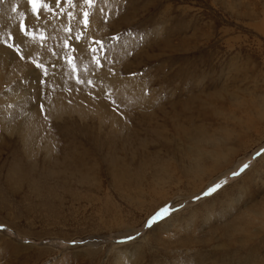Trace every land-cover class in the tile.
Wrapping results in <instances>:
<instances>
[{
	"label": "rangeland",
	"instance_id": "obj_1",
	"mask_svg": "<svg viewBox=\"0 0 264 264\" xmlns=\"http://www.w3.org/2000/svg\"><path fill=\"white\" fill-rule=\"evenodd\" d=\"M60 7L87 50L105 47L104 68L72 60L73 81L91 78L95 99L94 76L117 77L102 100L124 118L101 124L79 100L90 113L41 120L28 150L17 117L31 109L0 87V113L16 118L0 126V264H264V0H99L87 29L82 0ZM45 14L69 41L67 19ZM32 85L18 103L38 100ZM166 205L175 214L146 228Z\"/></svg>",
	"mask_w": 264,
	"mask_h": 264
},
{
	"label": "bare ground",
	"instance_id": "obj_2",
	"mask_svg": "<svg viewBox=\"0 0 264 264\" xmlns=\"http://www.w3.org/2000/svg\"><path fill=\"white\" fill-rule=\"evenodd\" d=\"M31 12L32 8L29 7L27 0H0V37L7 39L9 37V34L11 33L14 39L10 40L9 42L20 43L23 49V54L26 58H29L26 60H20L19 58L13 59L12 51L2 43H0V87L2 93L5 94V92H3L4 88L9 87V92L7 94L12 92L9 97L13 98L17 102V106H26L28 107V109H31V111H29L27 114V119H24L21 114L19 117H17V119L20 121V123L17 124V130L18 134L20 133L21 138L24 142L23 146H26V149L28 148V150H30V143L35 142L38 138H40L39 140H41V137L44 135L41 134V126L38 127V123L41 120L45 121L51 118L60 117L64 112L70 114H88L89 111H86L83 105L78 104L79 100L83 101V103H88L89 106L91 104L94 105L92 109L94 113L98 115V119L100 118L101 124L105 125L110 123L112 124V128L121 126V118L115 113V111H113L112 106L107 101L102 100L103 91L100 88V86H106L109 89H113L117 85L118 78L108 77L106 73H103V75H100L98 77L94 76L96 78V83L99 85L98 89L94 90V93L97 97L95 99H92L91 97L87 96L86 93L88 90H90L88 85H79L75 83L72 79L73 69L71 64L66 63L65 60L62 59V57H74L75 59L73 60L77 61L75 62V64L79 68H82L84 66L83 62L89 61L90 59V52L87 50L86 39L84 38L79 42H75V37H70L69 41L60 39L64 35V33L62 31L58 32L57 24L52 25L51 23H49L46 26V28L48 29L47 34H54L55 37L54 39H49V37L47 41L43 42L44 46L42 47V42L39 39V34L35 38L24 37L18 27L21 22H25L29 29L37 26ZM39 26L45 27L43 23H41ZM63 29H65V27ZM67 34L68 33L66 32L65 35ZM65 41H67L68 46L65 45ZM73 48H75L76 50L72 51ZM52 51H55V57L52 56ZM85 52L87 53L88 57L84 61L83 58L86 55ZM76 55H79V58L75 57ZM31 59L42 61L46 65H50L51 63L57 64V67L55 69L56 85L53 86L50 91H41V94L35 92L34 96L38 94V100L33 98L28 99L27 105H23L22 102L18 103L20 98H18L19 96H16L17 92L21 91L24 85L27 83H30L31 87H34L32 84L36 85V81L33 78V66L30 62ZM25 77H27V79H24ZM83 77L86 80V75H83ZM101 82L102 84L100 85ZM133 86L134 88L136 87V85ZM67 88H71L73 90L68 91ZM78 88L79 90L77 91L76 89ZM115 91L119 92L120 89L116 87L114 92ZM135 92H137V94L139 95L136 94L134 98L142 96L140 95V90H137ZM131 97L133 96L131 95ZM68 101L73 103L69 104ZM38 103L44 104L43 110L38 109ZM46 113L47 119H45ZM14 120H16V118H13L11 113H0V126L4 130H11V122ZM110 131L112 132V130ZM50 138L51 137L49 136V138L47 139ZM49 142L50 141H48V143ZM28 150L26 151L28 152ZM222 153L223 152H221V154Z\"/></svg>",
	"mask_w": 264,
	"mask_h": 264
},
{
	"label": "snow or ice",
	"instance_id": "obj_3",
	"mask_svg": "<svg viewBox=\"0 0 264 264\" xmlns=\"http://www.w3.org/2000/svg\"><path fill=\"white\" fill-rule=\"evenodd\" d=\"M83 4L87 6V8L82 9V20L80 21L82 27L84 29H87L89 27V17L92 14L88 9L97 5L99 0H82ZM107 2V0H105ZM27 3L31 5L32 7V15L34 17V20L36 22V27H33L31 29L28 28L27 24L25 22H21L19 24V30L23 34L24 37H33L35 38L39 34V39L44 42L47 41L49 38L47 34L46 26L50 23V19L48 16L45 15V13H48L51 15L54 19H59L60 17H65L68 21V26L65 28V31L69 34L70 37H75V42H79L82 39H84V34L81 31H73V28L71 26V21L75 18L74 11H68L64 7H60L61 3H64L68 7L75 9L77 6V0H27ZM101 13L104 12L103 8L99 9ZM43 23L45 27H40L39 25ZM118 38V37H117ZM13 36L10 33L9 37L7 39H4L0 37V43H2L4 46H6L9 50L13 53V59L19 58L20 60H26L29 58H26L23 54V49L21 47L20 43H10V40H13ZM94 44H99L100 47H92L91 44L88 46V51L92 54L93 62L98 68H104L106 67V64L101 63V57L95 56V53L98 51H105V47L102 41H95L93 40ZM65 45L68 46L67 41H65ZM43 47V43L41 44ZM76 49L73 48L72 51H75ZM51 51V50H50ZM52 56L55 57L56 53L55 51H52ZM62 59L65 60L66 63H71L74 57H62ZM103 59H107V57H103ZM31 65L33 66V78L36 81V92L40 93L41 91H50L53 86L56 85L55 76L56 72L55 69L57 67L56 63H51L50 65H46L44 62L31 59L30 60ZM108 72L112 75H115V72L113 70V67L107 66ZM88 69H85L87 71ZM137 75V74H132ZM76 79V83L79 85H90L93 88L96 86L95 82L88 78L87 80L81 79L79 76L74 77ZM24 79H27L25 77ZM77 91L79 89H76ZM68 91H72L71 88L68 89ZM89 95L92 96L93 93L89 92ZM106 96H111L110 93H106ZM96 98V97H94ZM109 104L113 107V111L117 113L122 119L123 113L120 110V104L115 99H110ZM38 109L43 110L44 104L38 103ZM45 119H47V113L45 114ZM257 156H260V153H257ZM249 167L248 164H245L239 171H234L232 173L233 177L239 176L242 172H244ZM227 183V179L225 178L222 182L214 183L212 186H210L207 190L204 191V196H209L216 192L217 190L221 189L224 184ZM196 199H200V196H197ZM177 211L175 205H166L165 207L161 208L159 211L154 213L146 222L145 227L152 229L154 227H158L162 222H165L168 218H170L172 215L175 214ZM161 213H164V215H161ZM3 226L0 225V228ZM141 236V233H137L136 236L128 235L126 237V241H132L135 242L137 237ZM122 245L125 244V241L120 242Z\"/></svg>",
	"mask_w": 264,
	"mask_h": 264
}]
</instances>
